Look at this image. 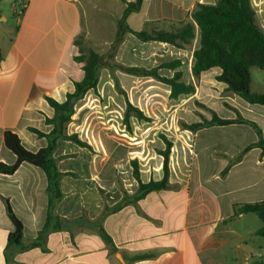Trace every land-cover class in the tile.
Instances as JSON below:
<instances>
[{"label": "crops", "instance_id": "1", "mask_svg": "<svg viewBox=\"0 0 264 264\" xmlns=\"http://www.w3.org/2000/svg\"><path fill=\"white\" fill-rule=\"evenodd\" d=\"M133 1L0 0V163L16 162L4 144L7 131L18 135L30 152L48 146V139L31 129L49 134L53 126L46 119L53 118L54 110L47 98L64 102L75 91L76 82L84 79L82 64L75 60V41L84 34L91 49L105 53L115 40L125 2ZM215 2L145 0L142 10L131 13L127 22L138 30L132 25H136L138 15L142 20L138 31L154 26L170 28L171 22L191 18L197 4ZM135 40L139 42L127 34L119 53L125 52L128 42L134 45ZM150 43L159 44L160 52H166L157 54L159 58L170 53L181 62L179 71L186 72L183 81L195 87V93L182 97L194 107L198 102L208 110L194 115L190 124L200 118L211 120L212 112L221 119L235 120L237 111L255 122L264 138V106L251 105L228 91L216 80L220 74L217 68L193 76L199 34L187 49ZM90 93L85 97H91L89 103L101 114L94 122L90 114L95 108L79 104L84 97L75 106L67 133L76 134L89 147L58 141L54 157L65 176L61 179L64 198L56 213L65 222L59 231H49L42 247L21 250L9 245L15 226L7 215L4 199L9 200L23 224V243H32L47 221L45 172L23 163L13 175L0 173V264H264V237L258 235L263 227L261 219L252 213L233 217L235 205L264 202L262 149L250 150L226 176L221 175L245 148L259 141L253 127L236 123L189 131L190 164L181 179L171 184L176 185L152 192L135 205L100 220L105 209L112 208L119 199L112 203L113 198L101 191L106 187L110 166V146L102 126L106 124L103 110L109 112L107 106H101L100 97ZM223 109L228 114L218 115ZM99 221L113 245L100 236Z\"/></svg>", "mask_w": 264, "mask_h": 264}, {"label": "trees", "instance_id": "2", "mask_svg": "<svg viewBox=\"0 0 264 264\" xmlns=\"http://www.w3.org/2000/svg\"><path fill=\"white\" fill-rule=\"evenodd\" d=\"M145 0H135L125 2L126 9L123 17L117 21V31L115 40L111 44L107 54H99L86 45L85 35H80L76 42L78 55L75 60L82 64L84 79L76 82L75 91L66 96L62 103L52 98H47L49 105L54 110L52 119H46L48 125L53 129L49 134H44L36 129L32 132L39 137L48 139V146L37 152L28 151L22 144L18 135L7 131L4 135L5 147L11 151L16 162L13 165L0 163V173L3 175H13L23 163L40 168L47 177V194L49 199L47 221L44 229L39 232L37 238L30 244L23 243V224L15 216L9 200L4 199L8 217L15 226V231L9 236V245H17L21 250H28L42 247L47 239L49 231H59L65 222L56 213L57 205L64 198L61 190V179L65 174L61 173L57 167L54 157L59 140L71 141L81 147H89L82 142L76 134L68 135L67 126L71 123L75 114L76 104L82 100L89 91L96 90L100 72L107 68L111 73L116 69L135 77L153 78L170 88V98L179 99L182 95L195 93L192 84L183 81V74L178 69L181 67L179 60L165 62L160 67L145 69L139 67H124L111 64L118 47L123 43L127 34H132L143 43L159 42L174 46L177 49H187L193 45L199 34V47L194 51V63L192 73L194 77H199L202 73L212 69H219L220 74L216 80L227 86L228 91L236 94L251 105L264 106V92L255 91L252 88V69H259L264 72V28L259 24L258 14L253 6L252 0H216L215 4H197L188 18L182 22H171L169 30L152 29L134 30L127 22L131 13H138L142 10ZM264 12V9H263ZM166 68L174 71L172 77H163L159 70ZM115 86L120 93L124 94L118 80L114 78ZM125 119L128 121L130 113L134 112L136 117L142 118V112L134 108L127 100ZM235 120L221 119L212 112L211 120L201 118L200 121L191 125H185L187 130L193 133L211 126H225L231 124H248L255 129L259 141L245 148L237 158L222 172L226 176L230 168L240 162L244 155L254 148L262 149L264 153V138L259 126L250 120L244 119L237 111ZM172 144L168 143L166 150L162 153L163 178L159 181L151 180L148 183L140 181L138 173L135 174L139 182V187L134 195L125 194L122 201L114 207L105 209L100 220L106 215L116 213L128 205H135L152 192L168 189L169 186V155ZM137 168L136 162H133ZM233 217L243 214H256L263 223V227L258 231V235L264 237V202L254 204H240L233 208ZM100 236L108 243L114 244L110 235L106 232L100 221L97 226Z\"/></svg>", "mask_w": 264, "mask_h": 264}, {"label": "rangeland", "instance_id": "3", "mask_svg": "<svg viewBox=\"0 0 264 264\" xmlns=\"http://www.w3.org/2000/svg\"><path fill=\"white\" fill-rule=\"evenodd\" d=\"M252 2L257 10L259 24L264 28V0H252ZM136 16L139 19L136 25L133 23L132 25L139 30L142 20L140 21V17ZM163 28L170 29L167 26H154L148 31ZM134 42L135 46L128 42L123 53H119V46L114 58L110 61L111 64L153 69L160 67L165 62L176 61L170 53L162 59L159 58L157 54L163 53L165 55L166 52H160L157 43L142 44L141 41L136 40ZM109 51L110 48L102 55L109 53ZM173 73L166 68L159 70V74L163 77H172ZM251 73L253 90L264 92V72L259 69H252ZM182 74H186L185 70ZM114 78L118 80L124 94L118 91ZM166 90V85L157 80L133 77L120 69L111 73L109 69L104 68L100 72L96 90L89 94L99 96L101 106H107L109 112L105 113V109L103 110L106 124L102 126L105 127L104 137L108 139L110 146V166L106 187L101 191L107 194L108 198H113L110 200L112 203L117 199L120 203L125 194L134 195L137 192L139 182L135 177L136 173L143 183H148L151 180L159 181L163 178L164 158L162 153L166 150L168 143L172 144L169 155V186L176 185L171 184L181 179L190 164L191 140L187 136H191V134L189 133L190 130L184 126L191 125L189 122L194 119V115L198 116L200 112L207 113L208 110L198 102L195 103L194 107L182 96L173 100ZM90 98L86 96L82 100L83 102L79 104H88L90 109L95 108L94 112L90 114V118L96 122L101 113L96 110V106L94 107L92 103H89ZM127 100L134 108L142 112V118L136 117V114L132 112L126 121ZM226 114H228L226 109L218 113L220 116ZM107 132L108 134H106ZM93 137L97 138L98 136L94 135ZM132 138L136 140H131ZM134 142H138V144L132 145ZM89 150L95 153L91 147ZM133 162H136L137 168Z\"/></svg>", "mask_w": 264, "mask_h": 264}]
</instances>
